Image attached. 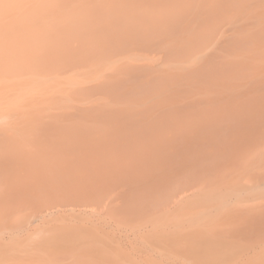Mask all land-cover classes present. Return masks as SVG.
I'll use <instances>...</instances> for the list:
<instances>
[{
    "label": "rangeland",
    "instance_id": "374dc122",
    "mask_svg": "<svg viewBox=\"0 0 264 264\" xmlns=\"http://www.w3.org/2000/svg\"><path fill=\"white\" fill-rule=\"evenodd\" d=\"M3 1L0 264H264V0Z\"/></svg>",
    "mask_w": 264,
    "mask_h": 264
},
{
    "label": "bare ground",
    "instance_id": "6f19581e",
    "mask_svg": "<svg viewBox=\"0 0 264 264\" xmlns=\"http://www.w3.org/2000/svg\"><path fill=\"white\" fill-rule=\"evenodd\" d=\"M25 1H27V0H25ZM25 1H23V5H24V6H26V5H25V3H26ZM31 1H32L33 3H38V2H39V3H52L54 0H31ZM31 4H32V3H31ZM0 5H5V2H4L3 0H0ZM29 5H30V3H29ZM9 10H11V12L15 13V8H13V7H9ZM15 19H16V18H15ZM42 20L45 21V19H41V20H39V21H42ZM0 21H1V22H4V23H6V22L8 23L7 19L4 18V17L0 18ZM5 21H6V22H5ZM5 25H6V24H5ZM1 28H3V27H1ZM5 28H6V27H5ZM3 29H4V28H3ZM4 30H5V29H4ZM6 34L9 35L10 32L7 31ZM0 37H1V34H0ZM2 38H3V37H2ZM7 47H8V45H7ZM48 49H49V48H48ZM7 51H8V49H7ZM12 51H13V50H12ZM12 53H13V52H12ZM28 56H29V55H28ZM8 58H9V57H8ZM27 58H28V57H27ZM36 58H37V57H36ZM4 64H5V63H4ZM5 68H7V67H5ZM32 68H33V67H32ZM22 71H23L22 74L27 73V71H26L25 68H23ZM0 72H1V71H0ZM11 81H12V80H11ZM9 85H10V84H9ZM2 86H3V85H2ZM2 86H1V87H2ZM5 88H6V87H5ZM2 117H3V116H2ZM3 123H4V122H3ZM1 130H3V129H1V127H0V132H2ZM2 133H3V132H2ZM2 133H1V134H2ZM1 134H0V135H1ZM4 135H5V134H4ZM4 135H3V136H4ZM0 138H1V137H0ZM3 139H5V138H3ZM6 139H7V138H6ZM0 141H1V140H0ZM1 142H2V141H1ZM0 149H1V148H0ZM1 150H4V149H1ZM5 151H6V149L4 150V152H5ZM0 152H1V151H0ZM6 152H7V151H6ZM8 152H9V151H8ZM6 154H7V153H6ZM6 154H5V155H6ZM8 154L10 155V153H8ZM5 155L3 154L2 156L4 157ZM9 155H7V156H9ZM0 156H1V155H0ZM3 157H0V159H1V158L3 159ZM5 158H7L8 160L10 159V158H8V157H4V159H5ZM2 159L0 160L1 162H2ZM4 159H3V161H4ZM8 160H7V161H8ZM74 161H75V160H74ZM1 162H0V163H1ZM7 163H8V162H7ZM79 163H80V162H79ZM5 166H6V165H5ZM64 166H65V165H64ZM66 167H68V166H66ZM51 168H52V167H51ZM54 168H55V167H54ZM68 168H69V167H68ZM70 168H72V167H70ZM52 169H53V168H52ZM52 169H51V170L49 169V170L52 171ZM58 169H59V168H58ZM65 169H66V171H67V168H65ZM72 169H73V168H72ZM49 170H47V173L49 172ZM56 170H57V168H56ZM59 170H60V169H59ZM74 170H75V169H74ZM74 170H72V171H74ZM53 171H54V170H53ZM57 171H58V170H57ZM62 171H63V170H62ZM64 171H65V170H64ZM70 171H71V169H70ZM70 171H69V172H70ZM72 171H71V172H72ZM43 172H44V171H43ZM43 172L40 171V173H43ZM45 172H46V171H45ZM54 172H56V171H54ZM71 172L69 173L68 177H69V176H70V177L72 176L71 179L74 181L75 178L73 179V175L71 174ZM74 172H75V171H74ZM49 173L52 174V172H49ZM49 173H48V174H49ZM64 173H65V172H64ZM64 173H63V174H64ZM66 173H67V172H66ZM48 174H47V175H48ZM53 174H55V173H53ZM60 174L62 175L61 171H60ZM70 174H71V175H70ZM47 175H46V177H47ZM64 175H65V174H64ZM52 176H53V175H52ZM55 176H56V174H55ZM58 176H60V175H58ZM65 176H67V175H65ZM74 176H76V175H74ZM1 177H2V176H1ZM1 177H0V181H1V180L3 181V179H2ZM61 177H62V176H61ZM61 177H60V178H61ZM56 178H57V177H56ZM58 178H59V177H58ZM66 178H67V177H66ZM76 178H77V176H76ZM61 179H64V176H63V178H61ZM69 179H70V178H69ZM71 179H70V180H71ZM77 179H78V178H77ZM66 180H67V179H66ZM70 180H68V181H70ZM64 182H65V181H64ZM71 183H72V181H71ZM67 184H68V182H67ZM69 184H70V183H69ZM65 185H66V184H65ZM19 189H20V188H19ZM35 189H36V188H35ZM40 189H41V188H40ZM42 189H43V188H42ZM42 189H41V190H42ZM38 190H39V189H38ZM43 190L45 191V189H43ZM47 190H49V189H47ZM51 191H53V190H51ZM20 192H21V191H20ZM37 192H38V191H37ZM37 192H36V194H38ZM41 192H42V191H41ZM41 192H40V193H41ZM56 192H57V191H56ZM58 192H59V191H58ZM65 192H68V191H65ZM10 193H11V192H10ZM33 193H34V192H33ZM46 193H49V194L51 195V196H49V194H47V197L49 196L50 199H49V198H48V199L46 198L48 201H49V200L51 201V199H52L51 197L54 196L52 193H54V192L51 193L50 191H49V192L46 191ZM68 193H69V192H68ZM71 193H72V192H71ZM14 194H15V193H14ZM14 194H11V195H14ZM28 194H29V193H28ZM44 194H45V192H44V193L42 192V195H44ZM72 194H73V193H72ZM19 195H20V194H19ZM42 195H39V194H38L37 196H41V197H42ZM56 195L59 196L58 194H56ZM56 195H55V197L58 198ZM73 195H74V194H73ZM0 196H1V195H0ZM14 196H15V195H14ZM24 196H25V195H24ZM32 196H33V195H32ZM35 196H36V195H35ZM35 196H34V197H35ZM61 196H62V195H60L59 197H60V198H64V197H61ZM67 196H68V195H67ZM67 196H66V197H67ZM11 197H12V196H11ZM41 197H39V199H40ZM43 197H44V200H43ZM43 197H42L41 199H42V205L44 204V205H43L44 208H42V209L40 210V207H39L37 213H35L36 211H35V212L33 211V212H34V215H36L35 217H39V218H40L41 216H38V215H40L41 213H43L42 215H43V217H44L46 214H49V213H53V212H55V211L62 210V209H63V208H62V206H63L62 204H64V203H65V205H66V203H67V205H66V206L64 205V206H65V207H68V209H70V210H74V209H75L74 205H78V203L74 204V203H72V202H71L72 204H71V203H68V202H63L62 204H60V202H59V203L57 202L58 204L55 203L56 200H57V201H61L60 198H58L59 200L54 198V203H55V204H54L53 202H51V203L48 202V201L45 199V197H46L45 195H44ZM26 198H27V197H26ZM29 198H30V197H29ZM75 198H76V197H75ZM34 199H35V198H34ZM39 199L37 198V200H36V199H35V200H36V202L38 201V204H41V202H39V201H40ZM67 199H68V197H67ZM72 199H73V198H71V200H72ZM63 200H65V198L62 199V201H63ZM78 200H79V199H78ZM80 200H81V199H80ZM0 201H1V200H0ZM44 201H45V202L47 201V204H46ZM65 201H66V200H65ZM68 201H69V200H68ZM72 201H73V200H72ZM75 201H76V199H75ZM82 201H83V198H82ZM3 202H4V201H3ZM76 202H77V201H76ZM84 202L87 203L86 201H84ZM52 203H53V205H52ZM48 204H50V205H48ZM79 204H83V203H79ZM45 205H46V206L48 205V206L46 207ZM61 205H62V206H61ZM84 205H85V204H84ZM64 206H63V207H64ZM79 206L81 207L82 205H79ZM69 207H70V208H69ZM6 209H7V208H6ZM39 211H40L41 213H39ZM38 213H39V214H38ZM45 213H46V214H45ZM44 214H45V215H44ZM27 215H28V214H27ZM27 215H25L24 218H23V219H26V220H27V221L25 220L26 224L23 225V223H22V225H20L21 227H22V226L25 227V225H26V226H29V224H30V226H31V223L34 222L33 220H37V219H39V218L32 219V218L29 217V216L27 217ZM26 217L29 218V219H27ZM30 218H31V219H30ZM40 219H41V218H40ZM6 224H8V223H6ZM32 224H33V223H32ZM5 226H6V225H5ZM7 227H8V226H6V228H7ZM24 227H23V228H24ZM1 228H2V227H1ZM6 228H4V229H6ZM8 228H9V227H8ZM4 229H3V230H4ZM3 230H1L3 233L0 232L1 235H3L4 233H6V232H4ZM263 242H264V238H263Z\"/></svg>",
    "mask_w": 264,
    "mask_h": 264
}]
</instances>
